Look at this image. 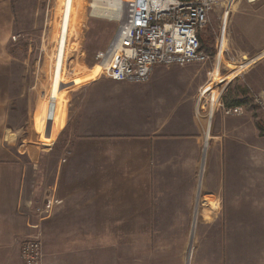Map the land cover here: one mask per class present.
<instances>
[{
    "label": "rangeland",
    "instance_id": "1",
    "mask_svg": "<svg viewBox=\"0 0 264 264\" xmlns=\"http://www.w3.org/2000/svg\"><path fill=\"white\" fill-rule=\"evenodd\" d=\"M12 4L14 27L5 48L17 56L22 71L19 95L13 100L14 109L20 122L28 115L32 117L33 113L35 124L36 119H40L36 126L41 131L35 127V133L30 134L35 144L30 140V145L37 147L40 141L44 144L52 141L54 144L50 151L44 150L46 146L39 148L40 154L36 158L40 159L33 172V193L29 203V215L34 220L32 233L29 235L37 236L40 240L41 264H264V217L259 215H264V196L256 197L258 190L261 191L262 179L258 173H239L240 177H245L244 183L250 184L249 187L244 186L246 192H249L244 195L248 203L239 209L246 216H238L254 218L251 227L244 220L240 228L236 223L229 226L231 229L226 228L228 219L223 215V205L226 212V200H233L227 193L232 192L228 188L230 189L231 174L235 172L232 171L233 163L227 159L226 153L223 164L220 162L214 167L206 164V179L214 176L215 171L219 172L220 179L224 182L221 187L226 192L223 191L225 201L223 203L219 195L206 189L204 202L200 200L196 203L188 233H123L127 227L122 225V219H100L103 212L100 217L94 215L92 220L99 221L98 227L93 224L92 227H84L89 218L81 217V223L73 228L72 224H68L69 217H59L60 200L51 188L58 180L59 149L64 147L68 135L65 134L72 129L82 99L87 104V110L92 101L96 102L101 98V101L111 105V111L116 115L118 111L122 112L119 113V122L125 119L137 121L143 114L144 106L154 103L158 107L162 105V101L172 100L177 95L186 93L191 87L197 86L202 74H197L193 77L195 80L190 81L191 74L182 76L185 71L183 68L178 65H165V75L151 77L147 82L106 83L103 79L110 78L106 73H95L98 65L95 55L98 51L105 50L116 31L117 23L115 20L91 15V9L86 3L73 4L58 75L61 86L55 88L54 78L66 0H13ZM227 6L231 9L223 17ZM201 37L204 39V47L210 52L214 53L216 46L219 49L217 58L221 62L219 69L222 75L232 72L236 76L239 73L240 85L245 84L248 87L255 123L257 126L262 123V129L258 130L260 136H264V103L255 100L261 99L259 95L264 94V57L254 60L264 50V0H226L224 5L209 13ZM209 62L195 65L202 67L205 72L207 66V71L211 73L212 62ZM217 74L215 71V76L213 73L212 77L213 81L219 82ZM231 79L226 89L233 96L236 95L233 89L238 82L237 77L232 81ZM92 81L94 82L88 85ZM205 84L204 76L202 86ZM187 86L191 87L188 89ZM198 94L199 89L196 98ZM48 106L51 127L53 128L55 121L60 123L54 133L51 130L49 139L40 137L45 130L42 119L45 118ZM222 115L221 109H218L214 125ZM21 123L23 126V122ZM28 128L34 129L31 119ZM22 131L19 139L21 149H34L27 145V124ZM252 168L253 165L250 164L249 170ZM258 179L260 185L257 183ZM51 198H56L59 202L53 204L49 216L41 220L40 217L44 214L38 216L36 209L43 207ZM255 211L260 213L256 214ZM67 214L66 211L63 213ZM239 217L236 216L238 220ZM101 220L106 221L101 223ZM88 229H92V232H88ZM252 243H255L253 246L256 249H251Z\"/></svg>",
    "mask_w": 264,
    "mask_h": 264
},
{
    "label": "crops",
    "instance_id": "2",
    "mask_svg": "<svg viewBox=\"0 0 264 264\" xmlns=\"http://www.w3.org/2000/svg\"><path fill=\"white\" fill-rule=\"evenodd\" d=\"M12 3L13 0H0V264H23L20 245L32 233L30 225L34 224L29 215V203L33 193V172L40 159L36 157L42 147L46 146L44 150L50 151L54 145L52 141L48 144L40 141L37 147L29 144L30 140L35 141L30 134L35 133L36 128L41 131L36 126L40 119L37 118L35 124L34 113L21 121L27 124V145L34 149H21L19 144L24 125L21 126L16 115L13 100L19 95L22 71L17 56L5 48L14 27ZM260 57H264V50L254 60ZM195 64L178 66L185 70L182 76L192 75L190 81L202 74L197 86H187L188 89L191 87L189 91L162 101L158 107L154 103L144 106L137 121L125 119L119 122L122 112L118 111L116 115L111 111V105L101 98L92 101L87 110L82 99L72 129L65 131L68 135L64 147L59 149L58 180L53 188L50 187L60 200L59 217H69L71 227H77L81 217L89 218L85 226L82 224L84 227H92V224L98 227L99 221L92 220L94 215L100 217L103 212L100 219H122V225L127 227L123 233H188L196 203L204 202L206 189L219 195L223 203L225 201V191L221 187L224 182L219 172L215 171L214 176L206 179V164L212 167L220 162L223 164L225 153L233 163L232 171L236 172L231 174L228 190L232 192L227 194L233 200H226V212L223 205V215L228 219L226 228L231 229L229 226L233 223L240 228L244 220L252 226L254 217L238 216H246L239 209L248 203L244 195L249 192L244 186L250 184L244 183L245 177H240L239 173H258L262 185L256 197L264 196V136H260L255 123L254 109L245 105L241 115H222L215 125L214 116L210 133L207 129L206 133L203 131L204 119L197 114L196 93L204 76L207 81L211 73L207 66L205 72ZM165 70V65H156L151 77L163 76ZM218 74L226 78L220 69ZM238 76L239 73L231 81L237 77V86H245L240 85ZM103 80L116 82L110 78ZM226 83L229 84V80ZM263 95L259 96L264 103ZM30 119L33 130L28 128ZM42 120L45 130L40 137L49 139L51 130L54 133L60 123L55 121L51 127L49 106ZM250 164L253 165L251 170ZM65 211L67 215H63ZM253 245L255 243L251 249H256Z\"/></svg>",
    "mask_w": 264,
    "mask_h": 264
},
{
    "label": "built area",
    "instance_id": "3",
    "mask_svg": "<svg viewBox=\"0 0 264 264\" xmlns=\"http://www.w3.org/2000/svg\"><path fill=\"white\" fill-rule=\"evenodd\" d=\"M107 1L87 2L91 15L115 20L117 23L116 31L105 50L95 55L98 72L106 73L114 81L141 83L150 79L156 65L182 66L211 61V77L200 87L197 97V114L204 119L203 131L206 133L207 129L210 133L218 109L225 116L241 115L244 112V105L223 104L226 80L219 74V82L213 81L212 77L220 68L221 62L217 58L219 49L216 46L215 52H210L200 39L209 13L224 5L226 0H118L115 5ZM96 2L99 4L97 8L104 15L92 13ZM228 8H225L223 17ZM12 38L15 39V36ZM255 100L263 103L261 99ZM58 202V199L51 198L43 207H38V216L44 214L40 219L47 218L53 204ZM20 256L24 264H41V243L37 236L29 235L22 241Z\"/></svg>",
    "mask_w": 264,
    "mask_h": 264
},
{
    "label": "bare ground",
    "instance_id": "4",
    "mask_svg": "<svg viewBox=\"0 0 264 264\" xmlns=\"http://www.w3.org/2000/svg\"><path fill=\"white\" fill-rule=\"evenodd\" d=\"M108 4H112L115 5V3L118 2V0H109L107 1ZM87 4V2H82V1H77V0H66V7H65V12H64V17H63V27H62V37H61V42H60V47H59V53H58V58H57V63H56V71H55V78H54V87L55 88H59L61 86L59 79H58V75H59V70H60V65H61V57H62V51H63V47H64V43H65V32L67 29V24H68V20H69V13H70V9L72 8L71 6L73 4ZM98 3L96 2L93 6V14L96 15H104L105 13L102 12L101 10H99L98 7ZM98 71V69H97Z\"/></svg>",
    "mask_w": 264,
    "mask_h": 264
},
{
    "label": "trees",
    "instance_id": "5",
    "mask_svg": "<svg viewBox=\"0 0 264 264\" xmlns=\"http://www.w3.org/2000/svg\"><path fill=\"white\" fill-rule=\"evenodd\" d=\"M202 44L204 45V39H202V37H200ZM235 77V75L232 72H229L226 74V80H230L231 78ZM226 85V84H225ZM233 92L236 93V95L231 96V91H229L228 89L226 90V92L224 93L223 97H222V101L223 104L226 106H230V105H245L249 108H253L254 107L251 105V97H250V92L249 89L245 86H237L234 87ZM262 123H259L258 127L259 129H262Z\"/></svg>",
    "mask_w": 264,
    "mask_h": 264
}]
</instances>
